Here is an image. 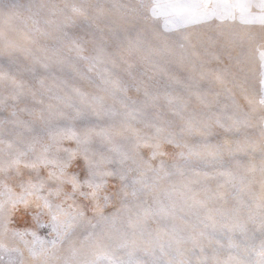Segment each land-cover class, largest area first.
Returning <instances> with one entry per match:
<instances>
[{"label":"rangeland","instance_id":"1","mask_svg":"<svg viewBox=\"0 0 264 264\" xmlns=\"http://www.w3.org/2000/svg\"><path fill=\"white\" fill-rule=\"evenodd\" d=\"M15 1L1 3L29 54L52 43L46 34L80 24L102 29L112 38L117 77L127 79L123 70L130 64L150 86L186 106L177 113L161 105L136 119L122 116L111 126L114 122L104 123L103 110L89 116L88 107L76 112L43 94L27 66L0 70V196L10 211L18 207L15 215L21 216L34 199L32 189L72 183L73 167L89 172L126 167L136 173L138 166L160 159L176 161L180 144L211 143L219 154L209 165L199 157L182 161L181 171L150 188L142 203L122 210L103 237L78 241L72 252L109 253V259L124 264H264L259 222L264 215V0H142L147 7L141 13L132 10L140 0ZM101 3L102 15L95 11ZM113 26L140 35L153 31L146 39L155 45L150 42V51L138 53L135 42ZM179 48L189 52L187 59L179 58L184 53L171 57ZM187 69L196 71L197 83L205 81L199 100L187 98L162 76L173 78L164 71L181 75ZM77 84L85 95L96 92L86 82ZM139 95L128 88L129 98ZM102 103L120 109L111 96ZM70 254L51 252L53 259Z\"/></svg>","mask_w":264,"mask_h":264},{"label":"snow or ice","instance_id":"2","mask_svg":"<svg viewBox=\"0 0 264 264\" xmlns=\"http://www.w3.org/2000/svg\"><path fill=\"white\" fill-rule=\"evenodd\" d=\"M146 7L140 0L132 10L141 13ZM95 11L102 15L104 5L98 4ZM44 38L52 43L38 45L39 54L33 56L26 71L50 98L62 101L75 94L82 103L101 105L105 96H111L120 105V114L128 119H136L161 105L177 113L186 106L185 101L150 86L130 64L123 70L128 78L117 77L113 71L117 62L109 51L112 38L102 29L80 24ZM77 81L86 82L96 90L95 94L81 93ZM129 87H135L140 95L129 98ZM179 147L176 161L160 159L156 165L138 166L136 173L126 167L107 172L73 167L69 170L75 177L72 183H49L32 189L34 199L19 217L15 215L18 207L10 211L9 202L0 196V264H124L109 259V253L89 257L72 249L83 239L103 237L106 226L122 210L142 203L150 188L181 171L182 161L199 157L207 166L219 154L211 143ZM259 222L264 235V215ZM56 249H68L71 254L53 259L51 252Z\"/></svg>","mask_w":264,"mask_h":264},{"label":"bare ground","instance_id":"3","mask_svg":"<svg viewBox=\"0 0 264 264\" xmlns=\"http://www.w3.org/2000/svg\"><path fill=\"white\" fill-rule=\"evenodd\" d=\"M3 1L4 0H0V70H6V68L10 69V68H13V67L19 66V65H24V66L28 67L30 65V62L32 61L35 53L32 55L28 53V48L25 46L27 41L24 39V36L22 34L17 32V30L14 28L13 24L10 23V19H12V16L10 15L11 14L10 11H8L10 13V14H8V13H6L7 11L3 9L4 5L1 3ZM13 1H15V0H12V2ZM189 1H191V0H189ZM15 2H17V1H15ZM152 2L153 1H151V3ZM175 7L178 8V7H180V5L173 6V8H171V10L177 9ZM168 9H170V6H168ZM7 10H9V9H7ZM113 27H114V29H116L117 33L122 34V35L126 36L127 39H130V40L135 42L136 46L138 47V50H137L138 53L142 50L148 51L150 48L149 47L150 42L152 45H155L154 40L146 39V35L148 33L153 34V31H147L145 33V35H140L139 33L135 32V31H126L125 28L122 26H116L117 28L115 26H113ZM175 47H174V49H175ZM180 47H182V46H180ZM180 53H184L181 56H179V58H182L183 60L185 59V57L187 59L189 56V52L187 53V51L184 48H179L178 50H175V51L173 50L171 57H173L174 55L177 56V54L180 55ZM146 57L147 56H145V58ZM11 63L13 65H11ZM191 65H193V64H191ZM178 66L180 67L179 64H178ZM191 67L192 66H189L188 68H191ZM169 69H171V66L169 67ZM186 71H188V73L185 74V72L182 71L180 73L181 75H177V74L173 75L172 71H164L166 74H169L173 78L162 75L161 73L160 74L163 76V78L166 80L167 83L177 85L178 89L182 90L183 91L182 93L187 98H194V99L199 100L198 89H200V86H201V89L203 88L204 85H202V84H204L205 81L201 80V84L197 83L196 80H194L195 75H196L195 74L196 71L191 72L190 69H187ZM189 72H191L190 75H189ZM28 75H29V73H28ZM174 81H176V82H174ZM178 81L180 83H182L183 85L180 86V83H178ZM86 95L91 96V94H86ZM185 96H184V98H185ZM63 100L67 104H69L71 107H73L76 110V112L80 111L79 108L82 109V108L88 107L91 111L89 116L92 115V112L95 113V112L103 110L102 111L103 114L101 116L105 117V118H103L106 121L104 123L109 125L110 122H114V124H112L111 126L119 125L118 122L123 119V117H122L123 115H121L117 122H115V120H113V118H115V117L118 118V110H120V109L118 108L117 105L116 106H110L109 104H104V103H102L101 105H90L87 103H82L80 101V98L75 94H72V96L70 98L66 97ZM213 100H215V99H212L211 101H213ZM201 102H203L202 104H208L209 101L205 102V101L201 100ZM141 122H143L142 123L143 125L150 124L149 122L146 121V119H143V118H141Z\"/></svg>","mask_w":264,"mask_h":264}]
</instances>
